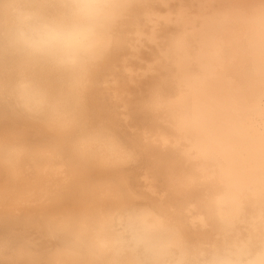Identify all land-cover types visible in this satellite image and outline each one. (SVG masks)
<instances>
[{
	"label": "bare ground",
	"instance_id": "obj_1",
	"mask_svg": "<svg viewBox=\"0 0 264 264\" xmlns=\"http://www.w3.org/2000/svg\"><path fill=\"white\" fill-rule=\"evenodd\" d=\"M67 2L0 0L83 32L0 50V264H264V0Z\"/></svg>",
	"mask_w": 264,
	"mask_h": 264
},
{
	"label": "snow or ice",
	"instance_id": "obj_2",
	"mask_svg": "<svg viewBox=\"0 0 264 264\" xmlns=\"http://www.w3.org/2000/svg\"><path fill=\"white\" fill-rule=\"evenodd\" d=\"M65 8L82 9L87 5L70 0L62 5ZM41 11L43 8L41 7ZM83 32L80 29L67 27L52 20L40 23L31 32L10 34L0 38V50L5 47L23 53L36 59L43 67L49 64H74L75 53L81 46ZM63 55H58V53ZM24 90L30 95L39 97L42 104L47 92L34 78L23 85Z\"/></svg>",
	"mask_w": 264,
	"mask_h": 264
}]
</instances>
